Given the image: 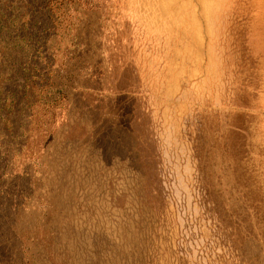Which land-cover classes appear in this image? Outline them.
I'll use <instances>...</instances> for the list:
<instances>
[{"label": "rangeland", "instance_id": "374dc122", "mask_svg": "<svg viewBox=\"0 0 264 264\" xmlns=\"http://www.w3.org/2000/svg\"><path fill=\"white\" fill-rule=\"evenodd\" d=\"M66 3L55 90L11 84L0 36V264H264V0Z\"/></svg>", "mask_w": 264, "mask_h": 264}, {"label": "trees", "instance_id": "16d2710c", "mask_svg": "<svg viewBox=\"0 0 264 264\" xmlns=\"http://www.w3.org/2000/svg\"><path fill=\"white\" fill-rule=\"evenodd\" d=\"M20 2L22 4L26 2V5L30 6L29 12L24 14L23 21L15 22L12 19L13 16H5L3 13L1 16L5 17L6 21L3 22L0 18V36L9 39L10 44L7 45H10L9 48L17 55V60L11 61L12 66L6 79L9 82L12 81L11 84H13L19 77L22 90L28 89L27 84L39 87V89L55 90L54 88L59 87L58 84L60 85L57 80L59 69L54 66L55 55L52 50L58 47L59 43L68 42L73 48L62 50L61 59L63 62L67 61L70 65L72 61L84 60L85 54L79 50L80 46L76 43L77 22L72 21L73 14L78 12L79 7L75 10L72 9L66 0H20ZM30 11H33L32 16L34 15L35 18L31 16ZM6 23L7 25H5ZM85 64L86 62L82 61L84 69H86ZM32 76L35 80H31ZM61 86L64 88V84ZM16 90L15 87L14 91ZM58 90V95L51 101H44L43 104L49 105L52 102H57L59 94H62V89Z\"/></svg>", "mask_w": 264, "mask_h": 264}, {"label": "bare ground", "instance_id": "6f19581e", "mask_svg": "<svg viewBox=\"0 0 264 264\" xmlns=\"http://www.w3.org/2000/svg\"><path fill=\"white\" fill-rule=\"evenodd\" d=\"M119 178V177H118ZM123 182V181H122ZM115 183V182H114ZM115 185V184H114ZM125 185V184H124ZM126 186V185H125ZM121 187H122V185H121ZM101 188V187H100ZM99 188V189H100ZM103 188V187H102ZM111 188V187H110ZM120 188V187H119ZM123 188V187H122ZM125 188V187H124ZM97 190V189H96ZM111 190V189H110ZM123 190V189H122ZM126 190V189H125ZM98 191V190H97ZM101 191V190H100ZM100 191H99V193H100ZM115 191H117V190H115ZM120 191V190H119ZM103 192H105V191H103ZM103 192H101V196H102V194H103ZM109 192V191H108ZM107 192V193H108ZM113 192V191H112ZM123 192H125V191H123ZM106 193V194H107ZM105 194V195H106ZM115 194V193H114ZM121 194V193H120ZM128 194V193H127ZM108 195H110L109 193H108ZM122 195H123V193H122ZM125 195H126V193H125ZM59 196H60V194H59ZM59 196H58V198H59ZM99 196V195H98ZM98 196H97V198H98ZM107 196V195H106ZM120 196V195H119ZM127 196V195H126ZM132 196V195H131ZM100 197V196H99ZM105 197V196H104ZM103 197V198H104ZM108 197V196H107ZM121 197V196H120ZM133 197V196H132ZM114 198H116L115 196H114ZM124 198V197H123ZM127 198V197H126ZM129 198V197H128ZM107 199H105V201H106ZM112 200V199H111ZM132 200V199H131ZM124 202H125V200H123ZM126 201H129V200H126ZM110 202V201H109ZM133 201H131V203H132ZM97 203V202H96ZM103 203H104V201H103ZM114 203V202H113ZM115 203H116V201H115ZM105 204H108L107 203V201H106V203ZM104 204V205H105ZM60 205H61V207H66V203H65V205H64V203L62 204L61 202H60ZM101 205V204H100ZM100 205H98V206H100ZM115 205V204H114ZM119 205V204H118ZM123 205H125V204H123ZM126 206V205H125ZM132 206V205H131ZM100 207H102V206H100ZM104 207V206H103ZM107 207V206H106ZM107 209V208H106ZM129 210L130 209H133V208H128ZM66 212H69L70 211V209L67 207L66 208ZM109 210H110V208H109ZM99 211V210H98ZM118 211V210H117ZM133 211V210H132ZM119 212V211H118ZM120 213V212H119ZM70 214V213H69ZM116 214V213H115ZM109 215V214H108ZM99 216V215H98ZM106 216V215H105ZM120 218V217H119ZM116 220V219H115ZM90 221H91V218H90ZM112 221V220H111ZM113 222H114V220H113ZM83 223H85V222H83ZM107 224V223H106ZM119 225V224H118ZM122 225V224H121ZM109 227V226H108ZM119 227V226H118ZM110 228V227H109ZM116 228V227H115ZM123 228H125V227H123ZM58 229V228H57ZM73 229V225H72V228H71V230ZM110 229H112V228H110ZM101 230H103V228L101 227ZM116 231V230H115ZM119 231H121V229L119 230ZM71 232H74L73 234L75 235L74 236V242H75V237H76V234L78 233V232H75V231H71ZM91 232V231H90ZM107 233V232H106ZM117 233H118V231H117ZM42 234V233H41ZM69 234V233H68ZM108 234V233H107ZM78 236H79V239H80V234H78ZM115 236V235H114ZM64 237V239H65V241H66V237H67V235H64L63 236ZM93 237V236H92ZM102 237V236H101ZM110 238H112V236L110 235L109 236ZM63 239V240H64ZM117 239H118V237H117ZM110 240V239H109ZM58 241H59V239H58ZM71 241V243L70 244H74V242L72 241V240H70ZM111 241V240H110ZM114 241V240H113ZM108 242V241H107ZM112 242V241H111ZM106 243V242H105ZM104 244V243H103ZM48 245H49V243H48ZM104 245H106V244H104ZM111 245V244H110ZM50 246V245H49ZM113 245H111L110 247H112ZM52 247V246H51ZM100 247V246H99ZM113 247H116V248H118V250H115V249H113L111 252H110V256L107 258V259H102L103 260V262L105 263V264H133L132 263V259H131V257H133L131 254H130V252H129V249H128V247H127V245H126V243H124L123 245H121V244H118V245H115L114 244V246ZM48 249V248H47ZM81 249L83 250V252H84V256H82L81 255V253H80V256L77 258V261H76V263H78V264H84L85 263V261H83L84 259H88L89 261H92V258L91 257H89V255L87 256V252H85L84 251V249L82 248V246H81ZM109 250V249H108ZM107 251V250H106ZM110 251V250H109ZM49 252V251H48ZM53 252V251H52ZM103 254V253H102ZM104 255V254H103ZM42 256V255H41ZM47 256V255H46ZM36 258H38V257H36ZM43 258V257H42ZM51 258V257H50ZM94 259H95V262L94 263H97L99 260H101V259H99L98 258V256H96L95 254H94ZM99 259V260H98ZM40 260V259H39ZM96 260H97V262H96ZM53 261V260H52ZM45 262H47V261H45ZM54 262V261H53ZM103 264V263H102ZM135 264V263H134Z\"/></svg>", "mask_w": 264, "mask_h": 264}]
</instances>
